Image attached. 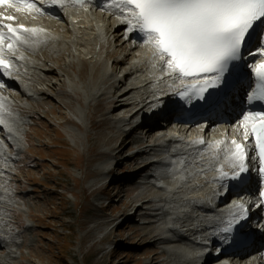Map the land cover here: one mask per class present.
Segmentation results:
<instances>
[{
	"label": "bare ground",
	"instance_id": "bare-ground-1",
	"mask_svg": "<svg viewBox=\"0 0 264 264\" xmlns=\"http://www.w3.org/2000/svg\"><path fill=\"white\" fill-rule=\"evenodd\" d=\"M106 2L110 0H85L82 5L69 4L63 9L37 4L44 10V15L23 9L18 11L15 7H0V17H14L13 21L0 20V24L11 23L13 27L22 24L43 30L41 35L31 38L30 45L19 46V51L15 53L6 51L7 40L3 45L5 58L13 65V83L8 89L15 91L18 97L0 90V104L3 105L0 117L5 121L0 124V248L4 250L0 253V264H14L12 260L21 257L22 248L33 245L26 232L28 229L13 225L10 213L14 208L20 211L24 208L15 202L14 193L8 190L7 183L10 168L14 167V154L21 151L22 141L25 140L24 126L28 121L23 115L32 112L25 104L33 101L36 108L43 109L44 99L49 98L47 91L58 85L64 91V97L70 100L64 108L68 109L76 123L73 125L75 130L69 128L68 133L78 142L84 137L87 151L91 154L97 151L100 144L106 146L105 150L97 153L106 156V160L98 164V174L104 179L113 175L115 180L111 164L117 151L130 144L126 143L129 135L126 128L132 127L133 132L138 118L157 115L154 113L161 106L168 104L170 107L172 98L169 95L177 80L163 73L161 62L151 59V49L140 42V37L133 46L125 45L137 32L126 33L127 25L109 11L96 13V7ZM0 31L7 30L0 28ZM21 55L23 59H18ZM127 56L135 57L133 64L126 62L121 68ZM50 63H57V68ZM153 64L157 66L153 67ZM123 72L124 75L120 76ZM50 75L58 76L59 83L48 82ZM89 109L101 116H115L110 115L108 121L102 119L96 122L89 117ZM105 124L117 128L118 133L100 140L99 135L94 138L95 135L87 131ZM158 125L154 128L164 133L167 125ZM197 125L200 124H192L186 130L188 134H161L153 139L152 147L144 148L141 155L134 154L126 159H135L133 163L138 162L137 157L141 162L147 156L153 159L138 171L142 176L143 172H148L142 180L143 184L136 187L138 193L134 195L131 191L130 196L126 195L131 199L126 208L135 203V212L139 220H143L144 229L136 230L134 234L142 242L151 235L150 249L154 245L160 249L145 264H203L207 260L206 264H252V254L233 259L216 258L204 245L218 241V233L225 223L221 214L212 212L215 200L229 187L228 179H217L219 173L216 169L223 167L226 172L232 171L224 164L222 154L214 159L218 150L209 145L215 146L218 141L230 143L238 132L224 133L220 130L223 126H215L213 130L208 127L199 129ZM210 131L212 136L208 137ZM239 131L243 133V129ZM201 139L203 144L198 143ZM114 141L116 143L112 146ZM133 142L142 143L137 138ZM10 150L15 153H10ZM26 220L25 226L33 228L32 221ZM24 239L27 241L25 244Z\"/></svg>",
	"mask_w": 264,
	"mask_h": 264
},
{
	"label": "rangeland",
	"instance_id": "rangeland-1",
	"mask_svg": "<svg viewBox=\"0 0 264 264\" xmlns=\"http://www.w3.org/2000/svg\"><path fill=\"white\" fill-rule=\"evenodd\" d=\"M96 13L103 14L98 10ZM125 45H129V42ZM126 62L124 59L122 63ZM50 65L57 68L58 64ZM118 71L116 69V73ZM47 81L59 83L56 75L48 76ZM5 91L14 94V98L18 97L15 91ZM63 92L58 85L49 89V98L44 99L43 109L36 108L33 101L25 104L32 112L23 115L28 124L24 126L22 149L17 154L9 151L15 153V160L7 176L8 190L14 193L15 202L24 208L21 211L14 208L10 215L14 227L28 229L26 232L33 244L31 247L25 245L21 257L14 258L12 262L145 264L160 249L157 245L150 249L151 235L143 242L138 240L134 231L144 229L143 220H139L135 212V203L131 208H126L131 202L126 195L130 196L131 191L134 195L138 193V185L123 180L127 178L126 171L131 170L135 159L122 161L120 155L123 151H117L116 159L122 161L112 170L117 180L110 175L108 179H111V183L102 190L103 183L106 184L108 179L104 180L103 175L98 174V164L106 160V156L97 153L107 147L100 144L97 151L91 154L87 151L88 144L84 137L80 142L73 140L68 129H74L76 123L68 109L64 108V104L70 103V100L64 97ZM88 114L96 122L102 119L108 121L112 115L101 116L92 109H89ZM87 131L95 135L94 138L99 135L100 140L118 133L117 128H110L108 124L95 129L88 128ZM142 133H145V129H142ZM126 149L132 150L131 144ZM93 158V161H89ZM137 159L141 160L139 157ZM106 202L108 206H105ZM134 214L136 217L131 219ZM27 218L32 221L30 224L34 225L33 228L25 226ZM25 242L24 239L23 244ZM145 249L148 251L145 252ZM111 250L113 252L110 253ZM3 252V248H0V253Z\"/></svg>",
	"mask_w": 264,
	"mask_h": 264
},
{
	"label": "snow or ice",
	"instance_id": "snow-or-ice-1",
	"mask_svg": "<svg viewBox=\"0 0 264 264\" xmlns=\"http://www.w3.org/2000/svg\"><path fill=\"white\" fill-rule=\"evenodd\" d=\"M85 0H39L46 7L65 8L69 4L82 5ZM0 5L15 7L30 13L44 15V10L36 0H0ZM103 10L116 15L127 25L126 33L138 32L140 42L151 49V59L158 60L165 75H171L184 87L177 93L181 99L209 103L210 97L222 92L228 84V77L236 64L245 58V49L255 38L262 46L249 65L254 74L256 86L246 93L248 105H257L259 110L242 113L238 127L243 129L245 144L233 139L230 143L218 141V151L214 159L223 155L224 164L232 173L217 168V179L242 181L243 175L250 171L247 161L254 159L246 148L255 138V151L259 167L256 169L264 180V0H110L101 5ZM118 9V12H112ZM0 20L13 21L11 15ZM0 71L11 75L12 62L5 59V40L7 52L19 51V46L31 44L32 37L43 33L42 29L28 28L24 25L13 27L11 23L0 24ZM127 35L125 39H127ZM23 59V56L17 57ZM153 64V67H156ZM4 87L0 84V88ZM3 105L0 104V110ZM5 123L0 117V124ZM198 143L203 144L201 139ZM223 145L221 148L220 146ZM260 200L256 207L264 206V190L259 192ZM251 211L244 203L235 205V212L222 231L230 233L235 225L248 218Z\"/></svg>",
	"mask_w": 264,
	"mask_h": 264
}]
</instances>
